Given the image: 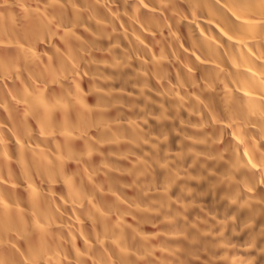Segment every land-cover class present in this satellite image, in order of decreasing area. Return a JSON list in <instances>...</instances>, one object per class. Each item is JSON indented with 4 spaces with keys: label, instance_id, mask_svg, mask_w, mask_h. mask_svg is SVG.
Listing matches in <instances>:
<instances>
[{
    "label": "bare ground",
    "instance_id": "bare-ground-1",
    "mask_svg": "<svg viewBox=\"0 0 264 264\" xmlns=\"http://www.w3.org/2000/svg\"><path fill=\"white\" fill-rule=\"evenodd\" d=\"M0 264H264V0H0Z\"/></svg>",
    "mask_w": 264,
    "mask_h": 264
}]
</instances>
